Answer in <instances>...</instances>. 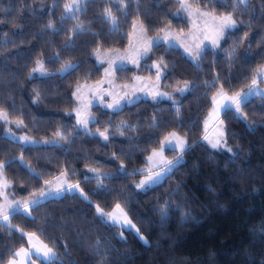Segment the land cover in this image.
Listing matches in <instances>:
<instances>
[{"label":"trees","instance_id":"trees-1","mask_svg":"<svg viewBox=\"0 0 264 264\" xmlns=\"http://www.w3.org/2000/svg\"><path fill=\"white\" fill-rule=\"evenodd\" d=\"M68 1L0 0V111L18 133L55 140L24 145L6 135L7 123L0 120V163L6 165L10 194L39 200L28 214L11 213V230L0 226V264L26 244L17 229L54 247V264H264V97H248L239 112L243 117L234 110L220 116L227 149L202 139L203 118L217 90L246 91L264 65V0L236 3V11L233 0H190L215 14L231 12L237 27L219 47L204 48L199 64L179 47L160 43L138 65L116 68L118 83L135 75L154 78L151 65L163 58L160 87L176 102L141 98L116 110L94 105L87 131L75 123L72 93L77 84L101 78L96 49H126L134 21L143 22L149 36L169 26L185 32L190 22L176 0H125L126 7L89 0L73 13L65 12ZM109 7L115 30L102 16ZM49 21L54 28L47 27ZM78 24L83 31H74ZM39 59L48 74L32 72ZM67 63L76 67L56 72ZM185 82L189 90L179 94ZM19 120L23 125L17 127ZM105 129L107 141L95 133ZM171 132L184 136L188 146L165 154H181V161L158 183L137 189L147 156ZM59 174L78 183L89 200L67 191L41 198V190L52 192L45 182ZM115 204L125 208L148 243L96 212V206L110 210Z\"/></svg>","mask_w":264,"mask_h":264},{"label":"snow or ice","instance_id":"snow-or-ice-1","mask_svg":"<svg viewBox=\"0 0 264 264\" xmlns=\"http://www.w3.org/2000/svg\"><path fill=\"white\" fill-rule=\"evenodd\" d=\"M89 2V0H72L71 4H65V12L67 13H73L82 11L81 4L86 5ZM111 2V0H109ZM118 4L121 5V7H126L125 0H116ZM177 3H179L180 8L187 13L189 17L195 18L199 17L201 21H203L204 24V30L206 32H210L211 35H205L204 39L211 40V44L213 47H219L220 41L225 38L226 32H229L237 27V21L234 19L233 14L231 12L227 14H220L216 15L214 12L209 11H203L200 9L199 6H197L195 9L193 8V4L190 2V0H176ZM210 2V0H209ZM236 3H242L247 4L248 0H233V11H236L235 4ZM103 19L107 21L108 23L112 24L114 26L117 24V18L113 14L112 9L104 8L102 13ZM63 18V17H62ZM71 18V17H70ZM192 24L194 28H198L196 19H192ZM49 28H54L55 25L49 21V24L47 25ZM133 31H135L137 28H139L140 32L143 33L146 31L144 28L143 22H133ZM83 25L78 24L76 26V29L74 31H83ZM159 32L164 33L163 36L157 35L154 39L150 40H142L141 46L139 48H135L133 55L128 57H119L120 61H123L125 59L130 60L133 64L138 65L139 60L148 56L149 52L152 51V48L161 42H167L169 44L173 43L174 41L180 40L181 37H183V31L179 34L174 35L171 31L170 26L167 28H161L159 29ZM197 49H201V45L198 43L196 45ZM185 51H188L187 48H185ZM97 57L100 56V49H96ZM202 50L197 52V55H201ZM104 60H101V63H104ZM108 67L105 68V76H111L113 71L118 70L113 67L115 64V61L109 60L107 61ZM163 64V58H161L160 62L155 64L154 67H156L158 70L160 69L161 65ZM37 65L39 69H43V62L37 61ZM76 66L68 63L63 68H61V73L67 72L70 69H74ZM37 69H34L33 72H35ZM30 74V78H31ZM159 71L157 72V79H159ZM258 78H264V65H261L256 69V72L254 73L251 84L248 86V92H237L233 95H228L223 91V88L221 87L220 92L217 94V96L212 97L213 101V110L211 113H209L210 117H218L221 110H224L225 113L227 111L234 110L236 113H239L241 111V105L245 103L250 95L257 94L256 86L258 84ZM136 79H139L137 77ZM105 83H108L111 85V80H100L96 83L95 87L97 89H103V86ZM88 87L87 85H81L77 84L75 91L72 93L74 97H76L77 100L80 99L79 93H81L82 88ZM124 87H127L125 85ZM177 91L184 93L185 91L189 90V85L187 82H185L184 87L176 89ZM113 95L111 92L103 93L99 96V99L103 101L104 95ZM159 95H168L166 93H158ZM95 95V93H93ZM155 98V97H154ZM171 99V97H168ZM36 99H39V93H36ZM131 102V101H129ZM107 108L115 110L117 107L120 106V101L116 100L114 103H108L104 105ZM83 108H87V104L83 106ZM82 108L74 109L76 112V115L78 117L77 124L81 125L85 131H87V125L89 123V120L87 119H80ZM178 111V109H177ZM0 120H3L7 122L8 120V113L4 111H0ZM223 122L221 121V124ZM23 125V121L19 120L17 121V127H20ZM205 125L207 126V121H205ZM108 129H105L103 132H99V135L103 137L105 141L109 139L108 135H106ZM123 134V133H121ZM56 135L60 137L61 139H66V137L63 136L62 133L57 132ZM223 137V131L220 133V137H218L215 142L210 141L213 148H219V147H226V142L222 139ZM20 139L28 142L27 137H21ZM205 140L208 139L207 136L204 137ZM175 141V143H173ZM180 149V152L183 153L187 147V141L179 137L175 132L170 133L168 136L165 137L164 141L161 142V152H156L155 150L152 153V156L162 155V151L165 148H168L169 150H175L176 148ZM228 151H231L229 148ZM152 156L149 157V161L151 162ZM182 159V156L177 158L176 161H168L163 160L161 163L164 167L165 171H170L176 164L180 162ZM23 158L21 157V162ZM6 165L4 163H0V175H2L3 169ZM160 174L157 173L155 176L151 174H146V179L141 181L137 187L138 188H150L153 184H155L159 180ZM99 178V174H97V179ZM49 183L50 182H45ZM7 182H3V187H7ZM78 185H69L68 190H71L72 188H76ZM61 189L57 188L56 194L58 195L60 193ZM3 192L0 191V195H2ZM46 195H52L51 192L45 193L43 190L40 191L39 196L41 198L45 197ZM6 199V196H5ZM39 200H32V201H25L21 203L20 201H16L15 205L12 204H5L0 205V221L3 222L0 226H7L9 230H11L12 225L10 222V215L12 212L19 211L21 208H23V211L25 214L29 213V209L32 205L38 204ZM117 211L120 213L121 216H125L126 220V214L123 213V210L121 209V206L119 204L116 205ZM11 210V211H9ZM97 212L101 214V216H108L114 223L119 222V217L116 213L112 214H105L102 212V210L97 206ZM161 215L162 217L167 216V209L162 208L161 209ZM127 223L130 224V221H127ZM134 227V226H133ZM17 231H20L23 236L28 237V244L29 248L21 247L15 252L11 254V259H9L8 264H34V262L31 260L32 256H35L37 259L41 261V264H54L57 258V253L54 250V247H50L48 244L43 243L39 240V238L36 236L35 233H24L23 230L17 229ZM138 231V230H137ZM141 240H144L145 243H147L146 239L143 236H140Z\"/></svg>","mask_w":264,"mask_h":264},{"label":"rangeland","instance_id":"rangeland-1","mask_svg":"<svg viewBox=\"0 0 264 264\" xmlns=\"http://www.w3.org/2000/svg\"><path fill=\"white\" fill-rule=\"evenodd\" d=\"M71 3H72V0H69L67 2V4H71ZM193 8L195 9L196 6H193ZM200 9L203 10V11H206L205 9H202V8H200ZM180 10H181V12H183L184 14L187 15V13L184 12L181 8H180ZM223 14H227V13H223ZM216 15H220V14H216ZM187 17L189 19L190 26H189V29L187 31L183 32V37H181L180 40L174 41L171 44H169L167 42H161V43H165V44L170 45V46L179 47L194 63L199 64L200 55L198 56L197 52L201 51V50L203 51L204 48H206V47H210V48H216V47L212 46L211 40L204 39L205 35H211V33L210 32H206L204 30L203 21H201L199 17L192 18V17H189L188 15H187ZM192 19H196L198 28H194V26L192 24ZM134 22H138V21H134ZM164 28H167V27H164ZM171 31H172V33L174 35L179 34L178 32H175L172 29H171ZM157 35L163 36L164 33L160 32ZM157 35L149 36L145 32L141 33L139 28H137L135 31H133V27H132V32H131V35H130V42H129V45L127 46L126 49H124V50H118V49L103 50V49H100L99 58L97 57V54H96V51H95L94 56H95L96 62L98 64H101L102 67H103L102 68V76L97 81L81 83V85H87L88 87L82 88L81 93H79V96H80L79 100H77L76 97H74V99L76 101V105H75L74 109H77V108H82L83 109L82 112H81V116L79 117L80 119H87V120H89V123L92 122L93 119H94L93 114H92V107L94 105H100V106L105 107L104 105H106L108 103H114L116 100L120 101V106L117 107L116 109L121 108L125 104H131V103H133V102H135V101H137V100H139L141 98H148V99H151V100H159V99H169L168 97L170 96L171 99H169V100H172L173 102H176V98L174 97V95L171 92L164 91L160 87V79H161V76L163 74V70H162V67H160L159 70L156 67H154L155 64L159 63L157 61L153 62L152 65H151V67L155 70L154 78H149V77H146V76L135 75L132 78L131 81H128V82H125V83H118L116 81V78H115V71H113L111 76H105V68L108 67L107 61H109V60L115 61V64L113 65V67L115 69L118 68V67L126 66V65H136V64H133L128 59L120 61L119 57H128V56L133 55L135 48H139L141 46L142 40L154 39L155 37H157ZM198 43L201 45V49H197L196 45ZM185 48H187L188 51H185ZM142 59H140L139 62ZM101 60H104L105 62L101 63ZM37 61H36L35 65H34V67L32 69V72H33L34 69H37L33 73L38 74V75H46V74H48L49 72L44 67H43L42 70L38 68ZM39 61H42V60L39 59ZM67 64H65V65H67ZM65 65H63L61 68H63ZM61 68L59 70H57L56 72L59 73V74H63L60 71ZM158 71H159V74H160L159 75V79H157V72ZM137 77H139V79H136ZM102 79L106 80V81L107 80H111L112 83H111V85H109L108 83H105L104 86H103V89H97L95 87V85H96V83L98 81H100ZM125 85H127V87H124ZM182 87H184V85H182L179 88H182ZM256 89H257V94H253V95H261V96L264 97V78H258V84L256 86ZM220 90H221V88H219L217 90V92L213 95V97L217 96V94L220 92ZM102 92L103 93L111 92V93H113V95L109 96V95L105 94L103 101H101L99 99V96L102 94ZM244 92L245 93L248 92V89L246 91H244ZM93 93H95V95H93ZM158 93H166L168 95H159ZM179 94H182V93L179 92ZM228 95H230V94H228ZM253 95H250V96H253ZM129 101H131V102H129ZM85 104H87V108H83V106ZM213 107H214V105H212L211 109L209 110V113L212 112ZM105 108H107V107H105ZM74 109H73V114H74V118H75V123L78 126V128L84 129L81 125L77 124L78 117H77L76 112L74 111ZM108 109H110V108H108ZM110 110H113V109H110ZM240 115L243 117L242 114H240ZM211 119L212 118L208 119L209 123H210ZM6 123H7L6 129H5L6 135L12 137L13 139L19 141L20 143H22L24 145H27V144H30V145L47 144V143H51V142L55 141L54 139H49L48 140V139H44V138H35V137H32V136H29L26 133H18L14 129L15 125L11 124L12 120L8 119ZM204 125H205V123H203V127H206V125L205 126ZM87 127H88V125H87ZM221 131H223L222 139L225 141V129H224L223 124H221L220 118H219V123H215L211 127V129L206 133V135H203L202 139L211 148H213L211 143H210V141L215 142V140L218 137H220ZM95 133L99 134V132H95ZM169 134H167V136ZM177 135L179 137H181L182 139L186 140V138L184 136H181L179 134H177ZM205 136L208 137L207 140L204 139ZM21 137H27L28 138V142L20 139ZM165 137L163 138L162 141H164ZM173 143H175V141H173ZM187 146H188V143H187ZM214 149H227V144H226V147H219V148H214ZM166 150H169V149L168 148L163 149L162 155L152 156V154H151L152 160H151V162L148 160V166H147V169L144 170V172H146L147 170L149 171L150 170L149 168L153 169L154 167L158 166L162 162L163 158H166V160H168V161H176L177 160L176 157L178 158V156H181V155L178 154L176 157H173V158L169 157L168 155H165V151ZM175 150L180 152V149L178 147ZM153 151L154 150H152L150 153H153ZM155 151L156 152H161V146L158 149H155ZM144 172L141 175L142 177L140 179L138 178L137 181L135 182V187L137 189H139V190H144V188H138L137 185L141 181H143V180H145L147 178L146 174H151V175L155 176L157 173H159L160 174L159 180L156 182V183H158L170 171H165L164 169H161V170H159L158 172H155V173L149 172V173L145 174ZM66 179L67 178H66L65 174H59V175L53 177L52 179H50L49 181H47V182H50V184L49 183H45V185L48 186L49 190H52L51 193L54 194V195H57L56 194V190H57V188H60L61 191H60L59 194H61L62 192H65V191H67V192H76L81 197H83L84 199L89 200L87 193L82 189V187L78 183L69 184ZM4 181H6L7 185H8L6 188L3 187V182ZM10 185L11 184L8 181V179L6 178L4 172H2V175H0V191H2L3 194L0 195V197H1L0 205H5V204L15 205L16 201H20L21 203L24 202L23 200H20L18 198H12V196L10 194V191H9L10 190L9 189ZM69 185H78V187L72 188L71 190H68ZM5 196H6V199H5ZM116 205L117 204H115L110 210H103L102 208H100V207L99 208L105 214L116 213L117 216L119 217V222H117V223H114L108 216H103L102 217L101 214L97 212V206H96V212L100 216V218H102L105 222L110 223L112 225H116V226L120 227L121 229L132 231L139 238L140 241L145 243L144 240L140 239V236H143L146 239L147 243H148V240H147L146 236L142 232L139 231L137 225L130 218V216L128 215V213L125 210V208L122 205L119 204L121 206V209L123 210V213L126 214V220L130 221V224L126 222L125 216H121L120 213L117 211ZM20 210H23V208H21ZM24 233H33V232H24ZM36 236L39 238V236L37 234H36ZM25 237H26V244L24 246H22V247L29 248L28 237L27 236H25ZM39 240L42 241L40 238H39ZM43 243H45V242H43ZM10 259H11V257H10ZM31 260L34 262V264H39V259H37L35 256H32ZM8 261L5 264H8Z\"/></svg>","mask_w":264,"mask_h":264},{"label":"crops","instance_id":"crops-1","mask_svg":"<svg viewBox=\"0 0 264 264\" xmlns=\"http://www.w3.org/2000/svg\"><path fill=\"white\" fill-rule=\"evenodd\" d=\"M224 112V110H222L220 113H219V115H218V117H210L209 116V112L205 115V117L203 118V123H205V121H207V126L206 127H204L205 128V134L204 135H206V133L211 129V127L215 124V123H219V118H220V116H221V114ZM209 118H212L211 119V121H210V123H209ZM205 126V125H204ZM151 154L152 153H150L148 156H147V166H148V158L151 156ZM166 155V154H165ZM179 155H181V154H179ZM166 157V156H165ZM179 157H181V156H178V158ZM176 159H177V157H176ZM163 160H166V158H163ZM162 160V161H163ZM150 170L148 171H146V172H144L145 174L146 173H149V172H153V173H155V172H158L159 170H161V169H164V167H163V165H162V163H160L158 166H156V167H154L153 169L152 168H149ZM142 177V176H141ZM140 177V178H141ZM139 178V179H140Z\"/></svg>","mask_w":264,"mask_h":264}]
</instances>
